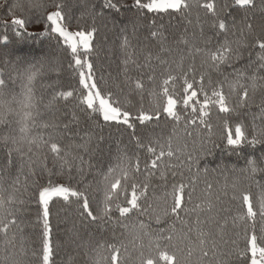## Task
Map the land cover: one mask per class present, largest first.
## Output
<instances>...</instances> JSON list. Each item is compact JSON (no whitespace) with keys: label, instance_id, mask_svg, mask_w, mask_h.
I'll use <instances>...</instances> for the list:
<instances>
[{"label":"trees","instance_id":"1","mask_svg":"<svg viewBox=\"0 0 264 264\" xmlns=\"http://www.w3.org/2000/svg\"><path fill=\"white\" fill-rule=\"evenodd\" d=\"M55 2L0 0V80L4 81L0 85V228L8 227L6 235L0 233V264H43L37 202L42 187L49 183L63 184L86 192L90 207L95 210L102 207L105 174L118 163V156L123 155L131 157L133 163L139 158L141 172L130 173L127 196L120 189L115 190V202L127 206L133 181L137 184L147 181L150 198L147 201L141 198V208L127 217L114 211L111 220L103 223L83 220L75 197H69L68 201L54 198L49 206L53 226L52 264H93L95 249L101 245H115L120 249L117 264H141L142 257L153 258L155 264H165L160 253L171 254L178 246L187 256V248H195L198 243V229L210 237L209 246L215 241V247L207 258L194 253L189 264H220V253L242 250L245 230L251 234L248 228L251 221L245 223L239 219L246 211L240 197L251 192L258 198L259 185H264V173L257 172L254 183L246 171L249 161L264 160V143H248L264 128V69L260 68L261 52L256 44V40L264 36V15L259 8L246 10L235 0H189L192 7L187 17H164L161 31L165 47H161V40L150 36V21L144 19L152 14L138 10L135 0H111L117 8L108 7L107 0H64L69 13V30H88L93 25L97 29L90 59L102 95H113L134 114L141 105L145 111H150L155 105L166 104L164 72L171 70L176 77L168 88L169 94L177 100L179 119L162 115L159 123L151 121L140 125L137 122L136 137L142 142V146H138L136 137L130 138L128 131L122 130L125 126L118 130L116 126L105 124L98 114H89L90 110L82 104V95L86 92L79 85L77 74L68 66L70 52L58 48L55 39L40 34L46 27L43 23V16L47 14L45 8ZM205 3L215 5L216 15L203 7ZM255 3L261 5L264 0H255ZM17 18L27 22V31L22 35H17L13 26ZM219 19L229 23L230 32L222 34L213 26ZM245 19L252 22L254 30L248 35L244 29L242 37ZM125 27L127 32L123 31ZM4 36L8 37L7 43L3 41ZM125 36L131 45L127 53L123 47ZM226 40L241 41L242 58L219 68L210 67L206 55L198 49L204 48L206 42L207 47L212 48ZM148 55L154 61L151 78L146 65L140 71L133 65V61L144 63ZM157 57H163L168 64L157 65ZM45 58L50 59V68L55 70L44 65L35 70L34 76L24 69L11 70V65L18 60L32 64ZM235 69L244 70L239 83L248 89V98H243L242 88L229 92L228 86L223 85L230 111L220 112L219 106L210 102L208 126L199 124L204 101L199 90L201 75L211 97L212 90L221 87L220 82L225 77L234 79ZM185 78L195 80L193 89L197 91L196 99L187 107L184 105ZM138 79H142L144 85L143 95L135 89ZM66 91H73V97L60 98L59 93ZM153 92L157 95L153 96ZM197 100L200 103H196ZM193 105L196 112L192 111ZM193 119L196 124L192 123ZM237 126L242 127L247 140L240 146L228 145L227 133L231 130L236 138ZM53 143L61 148V154L83 156L84 163L69 157V165L62 167L52 151ZM160 145H164L165 150L171 145L173 156L163 157L166 164L149 173L146 169L151 167L154 156L148 147H155L159 153ZM78 169H82V174ZM121 184L124 186L125 181ZM181 186L185 197L183 210L175 216L163 217L158 223L157 212L172 203L174 190L179 195ZM208 186H211L210 192ZM191 188L195 192L188 204ZM193 205L197 212L191 210ZM149 212L151 214H145ZM14 216L16 226L10 223ZM262 223L258 215V236ZM140 224L152 233L157 229L174 228L177 238H185L174 239L173 246L161 242L158 249L151 246L147 235H141ZM227 260L228 264H251L250 253L232 255ZM101 264L106 262L101 261Z\"/></svg>","mask_w":264,"mask_h":264},{"label":"snow or ice","instance_id":"2","mask_svg":"<svg viewBox=\"0 0 264 264\" xmlns=\"http://www.w3.org/2000/svg\"><path fill=\"white\" fill-rule=\"evenodd\" d=\"M235 3L239 6L247 9L259 8L262 15H264V4L257 5L255 0H235ZM107 6L110 8H117L116 4L111 3V0H107ZM135 7L138 10H143L146 13L152 14L151 16H145L144 19L150 21L152 30L150 31V36L153 38H158L161 40V47H165L163 41L164 36L161 31L164 28L163 19L165 16L172 17L175 15L177 19L181 15L187 17L188 13L192 7L189 3V0H135ZM203 7L211 11L213 15H216L215 5L212 3H205ZM51 9L50 11L48 9ZM47 14L43 16V23L46 25L41 29L40 34L56 40L58 48L66 49L70 52L71 60L69 61V68L77 74L79 85L85 90L86 95H82V104L86 106L87 110H90L89 114H98L102 118L103 122L109 126H116L118 130H121L120 126H125L122 130L128 131L130 138L136 137V128L137 122L140 125H145L146 122L156 121L160 122L161 116L164 115L165 118L171 117L173 120H178L179 116L176 112L177 100L173 99L169 94L168 85L171 81L175 80L176 77L172 75V71L164 72L165 78L163 79V95L167 98L166 104L164 105H155L150 111H145L143 105L140 109L134 114L129 108L122 105L117 98H114L111 94L102 95L101 90L97 86V77L95 75L94 64L90 57L94 52L93 41L96 38L97 29L93 25L88 30H78L70 31L69 23V13L67 6L64 0H56V2L45 8ZM26 21L24 19H14L13 26L16 29L17 35H22L23 32H26L25 27ZM189 23H192L189 20ZM235 22L233 21V24ZM218 28L220 32L227 33L231 31V26L224 19H219L217 23L213 25ZM136 24L133 23V31H135ZM244 29L247 30L246 34L250 35L253 32V24L250 20L245 19L242 21V32L241 36L245 35ZM124 32H127V28L123 29ZM8 37L4 36L3 41L7 43ZM235 44V46H233ZM256 44L260 49L261 55L259 59L261 60L260 68L264 69V36L256 40ZM125 52L127 53L128 49L131 47L130 41L127 36L124 39L123 45ZM187 47V43H186ZM241 41L237 40L235 42L225 41L223 44H220L218 47H207V42L204 48L198 49L201 53L205 54L209 62V66L212 68H219L221 65L228 63L232 64L233 61H239L242 58L241 52ZM168 52H171V49H165ZM197 49H193V52ZM7 63V62H6ZM50 59L45 58L44 60L38 61L36 63L29 64L27 61L18 60L11 65V70L15 71L17 69H24L27 72H30L33 76L35 75V70L47 65L50 68ZM127 64L128 61L126 60ZM153 58L151 55L145 56L144 63L136 64L133 61V65L136 67L137 71H140L147 66L149 70V77L151 78V71L153 68ZM155 63L159 64H168V61L163 57H157ZM179 68L180 65L178 64ZM194 69V66H193ZM50 70H55L50 68ZM235 77L233 80H229L228 77H225L223 81L220 82L221 87L214 88L211 93V97L205 88L204 76L201 75L199 81V90L204 95V101L200 108L199 114V124L208 126L209 115L208 105L209 103H214L219 106V111L223 113H228L230 111V106L227 101L225 92L223 91V85H227L229 92L234 88L243 89V98L246 100L249 96V91L245 85L239 83V80L243 78V69H235ZM126 75V73H125ZM255 79V77H253ZM4 83L3 80H0V85ZM185 83V98L184 105L189 106L190 102L195 100L197 97V91L193 89V84L195 80L189 81L187 78L184 80ZM135 89L139 90L140 94L143 95L144 85L142 79H138L135 85ZM73 91L60 92L59 97L62 99H67L73 97ZM153 96L157 93L153 92ZM196 103H200L199 100ZM192 111L196 112V108L193 105ZM193 124H196V120H192ZM67 128L68 126L65 125ZM226 127V125H225ZM130 130V131H129ZM235 137L233 138L231 130L227 133V143L231 146H240L247 140L244 130L242 127L237 126L235 128ZM98 140L102 137H98ZM135 143L138 146H142L140 138L136 137ZM249 144L255 145L257 143H264V128H261L255 135L252 136L251 140H248ZM52 151L56 154L58 160L61 161L62 167L69 165V157L73 161L79 160L81 164L84 163V157L77 155L72 156L71 153L65 152L61 154V148L56 144H52ZM84 150L87 151V142H85ZM148 151L151 152L154 158L151 160V167L146 170L151 173L153 169H159L160 167L166 164V161L163 157H172L173 150L171 145H168V149L165 150L164 145H160L159 153L156 152L155 147H148ZM80 174H82V169H78ZM249 176L252 178L255 183V174L257 172L264 173V160L260 163L256 161H249L248 168L246 169ZM140 173V162L139 158L136 159L135 163L132 162L131 157L128 155L118 156V163L111 167L104 176V199L102 201V207H97L95 210L90 207V199L86 192H81L79 190H74L70 186L55 185L49 183L48 186L42 187L38 192V220L41 224V242H42V260L43 264H52L53 256V244H52V232L53 226L50 220V203L56 197L68 201L69 197H75L79 203L78 214L83 220H87L89 223L94 222H105L110 221L112 215L115 212H118L120 216L127 217L129 213H132L134 210L140 209L141 205L139 201L141 198L144 201H147L151 193L149 192V183L147 181L137 184L134 181L131 183V193L130 198L126 199L127 206H121L120 203H116L114 200L115 190L120 189L121 192L125 193L127 196L128 193V181L131 179L130 173ZM125 181L124 186H122L121 181ZM261 188V194L258 198H254L251 192H246L242 194L240 199L242 206L246 208V211L242 213L239 217L242 221L247 223L249 220L251 224L248 225V228L251 230L249 234L248 230H245L244 234V248L240 251L228 250L223 253H220L221 256L220 264H228L227 258L232 255H247L250 253L251 264H264V223L261 224L259 230V236L256 232L257 225V216L259 215L260 221L264 222V185H259ZM208 191H211V186H208ZM195 189L191 188L188 191V200L187 203L191 204L192 197L194 195ZM235 199V196L233 197ZM24 201L21 200L20 204H23ZM185 204L184 197V188L183 186L179 189V195L176 194L175 190L173 192L172 203L160 209L156 214V220L159 223L163 217L173 215L175 216L178 212L182 211L181 205ZM191 210L197 212L195 205L192 206ZM143 211V210H142ZM95 213V214H94ZM145 214H151L145 213ZM197 225L200 223V218L197 215ZM11 225L16 226L17 219L14 216L11 219ZM183 223V221H181ZM139 231L141 235H147L150 239L151 246L160 248L161 242L167 243L170 246H173L174 239H184L185 237L181 236L176 237L175 229L168 228L166 230L157 229L155 233H152L150 230H146L145 226L140 224ZM189 233L191 229L187 230ZM8 227L4 226L0 228V233L7 234ZM210 239L209 236L204 234L198 229V243L195 248H187V256L184 254V250H181L176 246V251H173L169 254L167 251H162L160 253V258L165 261V264H189V260L194 253L198 254L200 258H207L210 251H213L215 247V241H212V245L207 244V240ZM258 239L260 243L258 244ZM121 247H124L123 245ZM143 247V243L141 244ZM126 252V248H125ZM213 255L217 253L213 252ZM120 257V249L115 245H101L95 249V256L93 258V264H101V261H105L106 264H117ZM141 264H155V261L151 257L141 259Z\"/></svg>","mask_w":264,"mask_h":264},{"label":"rangeland","instance_id":"3","mask_svg":"<svg viewBox=\"0 0 264 264\" xmlns=\"http://www.w3.org/2000/svg\"><path fill=\"white\" fill-rule=\"evenodd\" d=\"M71 31V30H70Z\"/></svg>","mask_w":264,"mask_h":264}]
</instances>
